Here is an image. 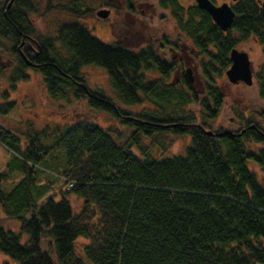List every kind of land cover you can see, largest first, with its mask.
Segmentation results:
<instances>
[{
	"label": "trees",
	"instance_id": "trees-1",
	"mask_svg": "<svg viewBox=\"0 0 264 264\" xmlns=\"http://www.w3.org/2000/svg\"><path fill=\"white\" fill-rule=\"evenodd\" d=\"M8 2L0 6V37L12 43L9 52L24 68L13 76V86L28 78L26 68L37 69L52 97L67 93L87 99L133 131L129 142H120L96 124L67 126L58 142L63 143L62 174L69 185L59 201L49 198L39 206L32 190L36 168L53 145L45 144L38 132L27 134L24 143L16 131L0 125V145L18 154L24 170L23 179L8 190L2 187L7 174L0 173V209L20 223L18 231L0 226V251L16 264H84L85 258L93 264H264V183L248 166L249 160L264 166L263 125L247 117L236 130L208 134L206 125L192 116L158 117L122 108L117 101L133 105L164 94L167 86L153 73L167 76L173 64L151 45L131 48L120 39L101 41L78 21L64 23L56 37L44 38L28 18L34 11L31 0H13L7 9ZM160 2L196 47L214 57L215 65H230L236 41L229 30L223 31L196 3L186 8L179 0ZM103 4L112 5L109 0ZM54 7L77 18L91 12L75 0ZM232 7V30L264 38V12L257 0H236ZM56 42L66 57L59 56ZM87 64L106 69L116 99L90 87L82 74ZM185 81L190 87L189 78ZM214 86L209 87L213 115L223 100ZM260 95L264 97V83ZM155 132L189 134L191 144L185 155L154 157L138 140ZM248 142L262 147L248 150ZM70 195L82 198L78 212ZM79 237L88 240L85 258L75 249Z\"/></svg>",
	"mask_w": 264,
	"mask_h": 264
},
{
	"label": "rangeland",
	"instance_id": "rangeland-1",
	"mask_svg": "<svg viewBox=\"0 0 264 264\" xmlns=\"http://www.w3.org/2000/svg\"><path fill=\"white\" fill-rule=\"evenodd\" d=\"M6 0H0V6ZM74 0H31L34 11L29 13V20L35 30L44 38H54L59 27L64 23L78 21L83 23L101 41L112 43L114 39L131 48L151 45L155 52L173 64L167 76L150 71L165 85L162 95H150L148 99L133 105L117 101V105L132 112H144L162 117L166 115L192 116L196 122L204 123L210 130H236L242 127L245 118L260 122L264 127V97L260 95V86L264 83V38L259 35L243 37L237 31L231 34L235 39V48L248 52L252 59L254 81L251 85L231 83L226 74V67L214 63V57L199 50L188 33L183 31L173 16L170 8L161 4L160 0H109L112 5L103 4L107 0H75L81 7L91 9L90 14L77 18L71 14L51 8L58 3H71ZM216 4L234 0H212ZM188 8L195 0H179ZM132 6V9L129 7ZM102 8L109 9L106 18L99 17L96 12ZM227 32V30H226ZM264 34V30H263ZM11 42L0 37V125L16 131L25 143L27 134L38 132L45 144L53 145L51 154L36 168L37 179L32 186L37 204L40 206L46 199H61L67 183L62 172L66 166L65 151L61 148L64 130L71 124L87 122L96 124L108 131L120 142H129L133 128L120 121L113 113L89 105L87 99L76 98L72 94L52 97L40 71L26 68L28 78L18 80L13 86V76L24 71L16 56L9 52ZM54 48L61 57L67 56L60 42ZM212 52L217 53L214 46ZM190 69L193 78L188 87L186 69ZM150 73V74H151ZM82 74L92 88L100 87L108 95L113 96L114 88L105 68L96 64L82 67ZM215 85L223 94L222 104L213 115L214 97L209 87ZM170 95V96H169ZM210 105V107H208ZM6 110V111H5ZM206 122V123H205ZM58 142V143H57ZM59 144V145H57ZM191 144L189 134L174 132H155L141 135L138 145L154 157L162 158L173 155H185ZM261 144L248 142L247 148L257 151ZM133 151L139 154L137 147ZM23 164L18 154L6 145H0V173H6L2 187L11 189L24 177ZM248 166L264 183V166L253 160ZM74 212L80 210L82 198L69 196ZM0 226L14 231L19 230L20 223L9 218L0 209ZM26 236H24V239ZM88 240L79 237L75 242L76 252L85 258L84 245ZM45 247V246H44ZM9 262L16 264L8 255L0 251V264ZM84 264H93L85 258Z\"/></svg>",
	"mask_w": 264,
	"mask_h": 264
},
{
	"label": "water",
	"instance_id": "water-1",
	"mask_svg": "<svg viewBox=\"0 0 264 264\" xmlns=\"http://www.w3.org/2000/svg\"><path fill=\"white\" fill-rule=\"evenodd\" d=\"M13 0H9L7 4V9L10 7ZM197 6L200 9L205 10L210 14L213 21L223 30H228L236 17V12L234 11L232 5L228 2H223L222 4H215L212 0H195ZM264 12V0H258ZM96 14L101 18H106L109 14V9L102 8L96 12ZM231 64L225 70L226 76L231 83H245L251 85L254 81V74L252 68V61L249 57L247 51L233 48L230 51ZM189 80L192 82L193 78L190 75V69H186ZM208 134H213L212 130H206Z\"/></svg>",
	"mask_w": 264,
	"mask_h": 264
},
{
	"label": "flooded vegetation",
	"instance_id": "flooded-vegetation-1",
	"mask_svg": "<svg viewBox=\"0 0 264 264\" xmlns=\"http://www.w3.org/2000/svg\"><path fill=\"white\" fill-rule=\"evenodd\" d=\"M236 0H234V1H232V2H228L230 5H232L233 6V4H234V2H235ZM214 2V1H213ZM224 2H227V1H224ZM257 2H258V0H257ZM215 3V2H214ZM223 3V2H222ZM221 3V4H222ZM216 4V3H215ZM259 4V3H258ZM217 5H219V4H217ZM260 5V4H259ZM262 8V7H261ZM250 57V56H249ZM251 59V58H250ZM251 61H252V59H251ZM253 74H254V72H253Z\"/></svg>",
	"mask_w": 264,
	"mask_h": 264
}]
</instances>
